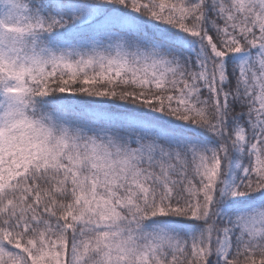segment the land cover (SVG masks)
I'll return each instance as SVG.
<instances>
[{
    "label": "snow or ice",
    "instance_id": "6c2138e0",
    "mask_svg": "<svg viewBox=\"0 0 264 264\" xmlns=\"http://www.w3.org/2000/svg\"><path fill=\"white\" fill-rule=\"evenodd\" d=\"M0 264H264V0H0Z\"/></svg>",
    "mask_w": 264,
    "mask_h": 264
}]
</instances>
